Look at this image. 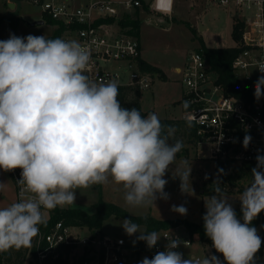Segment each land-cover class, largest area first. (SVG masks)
I'll use <instances>...</instances> for the list:
<instances>
[{
	"label": "clouds",
	"instance_id": "1",
	"mask_svg": "<svg viewBox=\"0 0 264 264\" xmlns=\"http://www.w3.org/2000/svg\"><path fill=\"white\" fill-rule=\"evenodd\" d=\"M90 59V51L77 40L31 34L0 40V169L22 170L17 181L22 198L0 208V252L30 247L45 223L42 209L75 204L79 188L111 180L122 187L130 207L169 198L164 177L183 142L169 141L171 131L165 134L155 113L145 118L135 107H123L115 81L90 80L85 74ZM258 69L264 73V64ZM254 96H264V75L255 82ZM250 140L244 137L245 148ZM256 161L252 181L238 198L243 223L218 180L215 194L205 200V234L227 264H256L262 246L251 226L264 211V156L257 155ZM174 173L181 191L191 194V166ZM24 191L32 195L25 199ZM172 210L187 214L183 205ZM121 226L128 236L139 233L137 240L149 249L161 238L156 231L142 232L130 219ZM164 237L165 250L140 264H221L215 255L184 259L174 250L179 238Z\"/></svg>",
	"mask_w": 264,
	"mask_h": 264
},
{
	"label": "built area",
	"instance_id": "2",
	"mask_svg": "<svg viewBox=\"0 0 264 264\" xmlns=\"http://www.w3.org/2000/svg\"><path fill=\"white\" fill-rule=\"evenodd\" d=\"M22 1V0H21ZM43 8V14L65 26L64 40H77L91 54L86 75L96 83L115 81L118 86H129L141 92L152 88V72L142 69V44L138 36L130 34L121 21L132 14L148 22L161 24L165 16L171 18L175 0H25ZM228 9L233 14V26L240 24L241 37L235 46L240 48L233 61L236 76L243 82L251 81L253 101L228 94L216 84L207 60L200 51H192L181 69L183 84L184 119L198 127L201 140L199 154L214 160L233 161L234 164L257 165V155L264 156V96H254L255 82L261 75L258 67L264 64V0H203ZM161 16V17H158ZM251 137L243 146L244 137ZM21 169L10 170L20 200ZM32 194L23 192V198ZM64 208L65 206H57ZM44 219L50 210L42 209ZM161 238L149 249L146 242L129 244L123 237L92 230L86 225L57 221L49 229L39 226L28 254L34 264H140L157 252L164 251L170 233L181 244L174 249L187 259L217 256L212 241L187 225H173L158 231ZM262 262V259H261ZM262 264V263H261Z\"/></svg>",
	"mask_w": 264,
	"mask_h": 264
},
{
	"label": "rangeland",
	"instance_id": "3",
	"mask_svg": "<svg viewBox=\"0 0 264 264\" xmlns=\"http://www.w3.org/2000/svg\"><path fill=\"white\" fill-rule=\"evenodd\" d=\"M15 3V7L9 3ZM135 18L136 14H132ZM43 19V8L25 0H0V40H7L10 35L27 37L45 35L46 38L54 33L57 25L50 23L31 24ZM142 19V18H141ZM142 19L140 36L142 43V58L159 65L166 76L155 74L152 88L141 92V102L144 110L153 109L159 118H182L184 114L182 74L176 71L177 66L184 67L187 56L192 51H198L199 39L202 38L207 46L233 47L236 41L233 36V14L228 9L207 3L203 0H175L174 11L171 18L165 23L157 25L154 21L148 22ZM146 21V22H145ZM194 30V31H193ZM180 140L183 146L188 144L187 154L176 155L173 165L169 166L164 179L168 181L164 191L169 194L167 200L157 198L155 204L147 207H130L124 201V190L111 182L107 184L92 185L87 188H79L75 191V204L66 205L65 208H77L92 215L95 211V203L100 197L107 202H113L131 215H150L160 220L185 219L189 222L200 223L203 213H206L205 200L214 194H206L208 189L219 181L221 175L215 171L216 161L209 156L199 154V146L189 144L182 133L172 131L169 141L174 143ZM184 154V155H183ZM185 164L191 166L189 192H182L181 181L174 176L175 169L185 170ZM208 177L205 179V177ZM252 178L244 176L235 181H226L222 194L228 197V203L235 209L241 208L238 199L243 191L250 185ZM0 206L8 202H17V188L10 171L0 169ZM183 205L187 208V214L181 215L172 210V206ZM260 214H264L262 211ZM238 219L243 223V216ZM124 217L111 215L102 223L101 231L106 234L123 237L129 244L137 245L139 233L128 236L121 226ZM139 225V224H138ZM145 232V226L139 225ZM258 235L264 241V221L257 227ZM135 241V243H134ZM29 247L8 250L12 254L11 264H30L31 256ZM264 264V251L262 256Z\"/></svg>",
	"mask_w": 264,
	"mask_h": 264
},
{
	"label": "trees",
	"instance_id": "4",
	"mask_svg": "<svg viewBox=\"0 0 264 264\" xmlns=\"http://www.w3.org/2000/svg\"><path fill=\"white\" fill-rule=\"evenodd\" d=\"M43 19L45 22L52 25H57L54 30V33L47 38H60L65 31V26L43 14ZM142 19L137 17H127L121 21V25L126 31L130 34L140 36ZM194 31V30H193ZM233 36L235 41H238L241 37L240 24L233 26ZM199 50L202 52L207 60L209 71L213 79H215L216 84L221 86L224 91L231 95H236L238 97H243L248 101H253V93L251 89V81L243 82L240 80L233 69V61L237 54L240 51L239 47H210L207 46L202 38L199 39ZM142 69L147 70L152 73H156L159 76H164L162 70L154 65L149 64L143 58L140 60ZM119 95L118 99L120 103L125 108L135 107L140 111L143 117H147L151 112L150 110H144L141 102L142 93L136 88L129 86H118ZM186 108L184 107V110ZM161 124L164 126L165 134H168L169 131L181 132L183 136L186 137L189 144H194L195 147H198V143L201 140V136L198 134V127L192 121L186 120L184 118H159ZM171 136V135H170ZM169 136V138H170ZM188 144L183 146L182 150L177 153L179 156L187 154L189 151ZM183 154V155H184ZM216 161L215 171L221 175L219 184L224 192V185L226 181H235L244 176H250L252 178V169L254 168L251 164H234L233 161ZM222 170V171H221ZM216 185L213 184L211 188L208 189V195L215 194L214 189ZM100 197L95 203L96 211L92 214H86L80 209L77 208H59L56 207L50 210L49 219L45 220V223L40 225L44 230L49 229V227L55 224L59 220H63L66 223L70 224H80L86 225L92 230L101 231L103 221L111 215H116L117 217H124L125 219H130L132 222L139 225L145 226V232L158 231L162 228H167L173 225L184 224L188 228L195 232H199L203 237H207L208 240L211 239L205 234L204 230V221L202 215V220L200 223L189 222L185 219H176V220H160L154 218L150 215L136 216L131 215L129 212L124 210L122 207L118 206L113 202L105 201L101 196V190L99 191ZM237 217L242 216L241 208L235 209ZM262 221H264V214H259L255 218L251 226L257 227ZM262 240V246L260 251L257 253L256 264H261V259L264 251V241ZM12 254L9 251L0 252V264H11ZM30 264H34L33 261H30Z\"/></svg>",
	"mask_w": 264,
	"mask_h": 264
},
{
	"label": "crops",
	"instance_id": "5",
	"mask_svg": "<svg viewBox=\"0 0 264 264\" xmlns=\"http://www.w3.org/2000/svg\"><path fill=\"white\" fill-rule=\"evenodd\" d=\"M158 17H161V16H158ZM166 18H165V21L164 22H162V23H165L166 21H167V18H169L170 19V17H168V16H165ZM143 19V18H142ZM146 22V21H145ZM168 22V21H167ZM157 25H159L158 23H157ZM141 40V39H140ZM142 44V43H141ZM221 47H226V46H221ZM142 49H143V47H142ZM144 59V58H143ZM145 60V59H144ZM146 62H148L149 64H151V65H154V66H157V67H159L161 70H162V72H163V74H164V76H166V73H165V71L163 70V68H161L159 65H156V64H153V63H151V62H149V61H147V60H145ZM186 61V60H185ZM181 66H177L176 67V71L178 72V73H180V71H181ZM149 91V90H148ZM151 112L150 113H152L153 112V109L152 108H150L149 109ZM19 201V199H17V202ZM13 202H8V204L7 205H1L0 206V208H2V207H7L8 205H10V204H12Z\"/></svg>",
	"mask_w": 264,
	"mask_h": 264
},
{
	"label": "water",
	"instance_id": "6",
	"mask_svg": "<svg viewBox=\"0 0 264 264\" xmlns=\"http://www.w3.org/2000/svg\"><path fill=\"white\" fill-rule=\"evenodd\" d=\"M9 6L11 7H15V3H9ZM42 23H45V20L44 19H40V20H36L34 22H32L31 24H42Z\"/></svg>",
	"mask_w": 264,
	"mask_h": 264
}]
</instances>
